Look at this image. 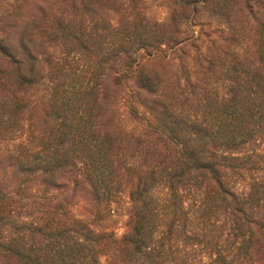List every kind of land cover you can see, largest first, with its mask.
Wrapping results in <instances>:
<instances>
[{"label": "trees", "instance_id": "16d2710c", "mask_svg": "<svg viewBox=\"0 0 264 264\" xmlns=\"http://www.w3.org/2000/svg\"><path fill=\"white\" fill-rule=\"evenodd\" d=\"M164 1V20L139 0L0 19V139L44 96L40 128L0 147V264H264V0ZM202 16L223 24L214 55L185 33ZM119 210L118 234L101 223Z\"/></svg>", "mask_w": 264, "mask_h": 264}, {"label": "rangeland", "instance_id": "374dc122", "mask_svg": "<svg viewBox=\"0 0 264 264\" xmlns=\"http://www.w3.org/2000/svg\"><path fill=\"white\" fill-rule=\"evenodd\" d=\"M35 1H40V0H27L26 6L24 8L23 11V15H31V14H35L36 12L33 11L36 9ZM14 3V0H0V19L1 18H6L10 12V10H12V4ZM138 6L140 8V10L143 12L144 15H146V17L151 20H164L167 16V7L165 4L164 0H139L138 2ZM103 14L105 16H109V18L115 20V15L113 12L111 11H104ZM197 17H200V15H196ZM206 20L204 22H206L205 24L201 25L199 23L196 24H191L190 28L188 31H186L185 33H193L194 37H197V39L195 40V43H197L200 47L205 48V49H210V54L214 55L216 54L219 49L223 50V41L222 40H218L217 36L219 34H223V24L222 27L220 28L218 26V24H220L219 22H217V20H215L214 18L208 19L207 16L204 17ZM196 18V17H195ZM187 50H189V48H186ZM48 52H50L51 54L58 56L60 53V46L57 43H53L50 45ZM168 55H169V50L167 51ZM190 52L193 53L194 55L195 53V48L191 47ZM183 58L186 60L188 59V57L186 56V54H182ZM191 56V55H190ZM189 56V57H190ZM144 61H148L151 62V64H153L154 66H157L160 70H162L163 72H169L171 66L169 65V61H168V56L166 55L165 58H158V57H154V58H145L143 59ZM172 60V59H171ZM174 61V60H172ZM192 60H190L191 62ZM223 60H214L213 65H222ZM172 64H174V62H171ZM176 63H178L176 61ZM175 63V64H176ZM180 65L184 66V62L180 61ZM42 64H44V62H42ZM195 64L197 65V62H195ZM168 79H172V77L170 76V74H166ZM215 77L217 78H221L223 76H221V74L216 73ZM45 82V81H44ZM43 85L40 84V86L36 89H34L33 91L30 92V94L28 95L29 98V108H28V112L26 114H24L19 122V129L18 131H12V135L10 139H0V147L3 146H13L16 145L20 140H25V138H27V134H29V130L31 128H40V120L42 118V105L44 102V96H43ZM118 111V109H117ZM122 114V115H121ZM121 115V125L124 126H132L133 123L131 122V120L128 117V114L126 113V110L123 106L119 107V116ZM33 124V125H31ZM39 126V127H38ZM35 142V141H34ZM84 186V185H83ZM83 186H81L76 192H75V196L77 199V203H76V207H75V212H77L80 215L86 216L88 215V210H89V203H87L85 201V199L87 198V189L86 187L84 188ZM125 215L123 214V211L119 210V211H114L112 213H110L109 216H107V218L105 219V221H103L101 224L109 229H113L114 231H116L118 234L121 233L124 229V222H125Z\"/></svg>", "mask_w": 264, "mask_h": 264}]
</instances>
